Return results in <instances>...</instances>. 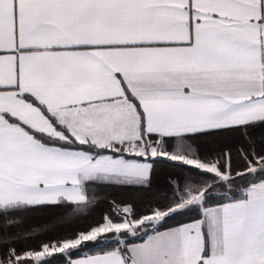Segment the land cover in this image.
Masks as SVG:
<instances>
[{
	"label": "snow or ice",
	"instance_id": "1",
	"mask_svg": "<svg viewBox=\"0 0 264 264\" xmlns=\"http://www.w3.org/2000/svg\"><path fill=\"white\" fill-rule=\"evenodd\" d=\"M56 255L264 264V0H0V264Z\"/></svg>",
	"mask_w": 264,
	"mask_h": 264
},
{
	"label": "trees",
	"instance_id": "2",
	"mask_svg": "<svg viewBox=\"0 0 264 264\" xmlns=\"http://www.w3.org/2000/svg\"><path fill=\"white\" fill-rule=\"evenodd\" d=\"M179 171V170H177ZM162 181L158 183L157 188H161ZM100 196H99V203L98 207L95 209L93 215L85 220H81L78 223H74L72 225L73 228H86L89 223H92L93 220H98L100 216L104 213H107L112 205L113 201H125L127 198L134 201L137 205L138 211H145V204L148 200V196L140 194V193H134L127 189L118 188V187H109V188H102L99 190ZM163 195V193H161ZM63 210H57L55 213L52 212H46V213H36L33 214L29 221V226H41L46 225L50 220L53 219L54 215H60ZM63 230L61 229L60 232H50L46 235L40 236L39 240H48L54 238L56 235L60 234ZM129 240L133 243L140 242L136 238L129 237ZM39 241L38 240H29L27 241L28 244L36 245ZM103 247L110 248L115 246V241H108L105 245H102ZM98 249H93V251H96ZM53 264H62V258L59 255H56V257L53 260Z\"/></svg>",
	"mask_w": 264,
	"mask_h": 264
},
{
	"label": "rangeland",
	"instance_id": "3",
	"mask_svg": "<svg viewBox=\"0 0 264 264\" xmlns=\"http://www.w3.org/2000/svg\"><path fill=\"white\" fill-rule=\"evenodd\" d=\"M128 200H130V199L127 198L125 201H128ZM94 221H95V220H93V222H94Z\"/></svg>",
	"mask_w": 264,
	"mask_h": 264
},
{
	"label": "crops",
	"instance_id": "4",
	"mask_svg": "<svg viewBox=\"0 0 264 264\" xmlns=\"http://www.w3.org/2000/svg\"><path fill=\"white\" fill-rule=\"evenodd\" d=\"M136 243H139V242H136Z\"/></svg>",
	"mask_w": 264,
	"mask_h": 264
}]
</instances>
